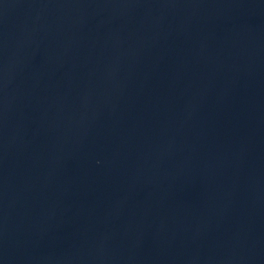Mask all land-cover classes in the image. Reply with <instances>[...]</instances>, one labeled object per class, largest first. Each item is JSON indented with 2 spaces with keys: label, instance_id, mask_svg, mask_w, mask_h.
<instances>
[{
  "label": "water",
  "instance_id": "obj_1",
  "mask_svg": "<svg viewBox=\"0 0 264 264\" xmlns=\"http://www.w3.org/2000/svg\"><path fill=\"white\" fill-rule=\"evenodd\" d=\"M0 264H264V0H0Z\"/></svg>",
  "mask_w": 264,
  "mask_h": 264
}]
</instances>
